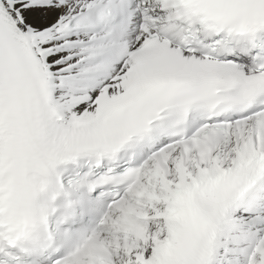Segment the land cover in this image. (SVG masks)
<instances>
[{"label": "snow or ice", "instance_id": "snow-or-ice-1", "mask_svg": "<svg viewBox=\"0 0 264 264\" xmlns=\"http://www.w3.org/2000/svg\"><path fill=\"white\" fill-rule=\"evenodd\" d=\"M0 264H264V0H0Z\"/></svg>", "mask_w": 264, "mask_h": 264}]
</instances>
